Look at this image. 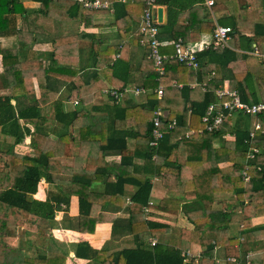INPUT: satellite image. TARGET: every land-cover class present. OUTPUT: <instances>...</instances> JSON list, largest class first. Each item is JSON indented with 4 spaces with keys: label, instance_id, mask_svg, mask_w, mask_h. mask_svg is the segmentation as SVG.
<instances>
[{
    "label": "trees",
    "instance_id": "trees-1",
    "mask_svg": "<svg viewBox=\"0 0 264 264\" xmlns=\"http://www.w3.org/2000/svg\"><path fill=\"white\" fill-rule=\"evenodd\" d=\"M37 1L41 2L37 9L39 15L44 14L48 5L58 4L75 9L70 14L73 17L79 16L83 10L90 11L78 0ZM163 2L157 0L158 4ZM113 4L116 7L115 21L118 22L124 16L120 11L126 14L130 5L119 1H113ZM17 6L21 7L20 0H0V22L5 18L8 21L9 15L16 14ZM136 7L138 10L133 20L139 22L147 7L146 0L137 1ZM239 21L240 18L233 20L235 33H231L236 38V48L212 45L204 48L197 52V67L169 58L166 74L162 77V97L158 98L153 91L159 86L155 80L157 71L154 62L145 59L141 66L146 62L148 64L141 78L142 84L152 89L148 94V103H137L125 93L123 100L127 102L124 106L108 93V100L103 99L102 89L106 84L101 76V73L106 75L111 72L116 78H121L122 84L115 86L117 90H122L128 83V79L121 74L124 70L130 73V64L123 55L124 45L116 44L107 56L101 57L96 53L94 60L87 61L82 56L85 49L77 47L74 50L76 53L72 54V45L68 44L69 51L58 53L61 39H49L54 48L50 51V58L44 61L39 57L33 59L36 51L32 45L39 39H27L28 26L19 29L14 24L11 29L0 24L1 33L13 31L18 35L20 44V50L0 47V88L11 89L10 94L0 95V264H66L67 252L62 255H50L44 250H36L30 255L23 251L13 252L15 249L6 243L8 228H23L24 232L30 230L42 234L47 245L53 239L50 232L56 209L64 204L68 210L72 196L76 195L79 212L74 216L66 213L65 224L83 232H92L96 223L103 219L101 216L107 218L102 211L106 212L105 209L114 204L111 201L123 200L127 183L138 186L128 206L131 215L128 220L114 218L112 222L115 228L120 226L128 230L136 245L102 258L100 264H185L180 247L160 242L155 245L147 243L153 235L170 227L144 218V206L148 205L152 192L151 176L161 178L169 191L192 194L201 202L198 209L185 211L191 228L181 229V239L202 248L199 264H264V253H249L254 241L264 238V225H252L253 217L264 214V112L226 115L219 129L212 132L205 130L202 121L208 105L217 101L216 90L222 88L225 82L230 89H237L245 102H258L259 98L264 100V57L245 51L253 49L254 42L263 51L264 22H256L250 27L253 30V38H250L242 34L243 25ZM173 26L176 33L174 39L182 37L185 42L190 39L189 33L177 30L181 26ZM139 38L136 40L140 41ZM94 48L98 50L97 44ZM244 48V51L241 50ZM162 51L165 52L164 49ZM173 52L172 49L165 54ZM73 65L80 66L73 68ZM39 68L42 71L47 68L50 73H39ZM33 78L37 79L38 93ZM175 82L183 83V87H177ZM193 83L197 85L191 87ZM63 86L67 90L66 99L73 102L77 98L80 100L73 108H67V100L63 97L57 98ZM51 103L56 111L53 125L47 123L48 119L43 114V108ZM156 105L169 108L171 114L162 119L160 129L165 133L155 147L151 141ZM137 107H140L144 119H138L140 127L132 131L127 118L134 114L131 111ZM142 108L149 113L144 114ZM99 110H107L108 119L102 124L101 132L94 133L89 118L91 112ZM174 117L177 124L169 128L168 123ZM252 121H259L262 125L255 131V137H250L254 127ZM75 129L78 130V138ZM200 129L204 131L200 132ZM227 133L234 134L235 139H226L224 135ZM26 135L30 136L33 153L15 150ZM129 136L137 139L134 149L128 146L126 137ZM216 140H220L217 147L214 146ZM256 147L259 151L250 158V151ZM111 152L121 155L119 163L105 161V156ZM60 156L72 158L74 165L63 166ZM137 157L143 159L142 164L134 162ZM222 162L230 164L220 166ZM244 171L249 174V180L244 179ZM41 180L57 187L51 192V198L45 201L34 197ZM97 182L104 184L103 190L93 186ZM219 192H232L236 202L225 200L220 209L214 208L215 194ZM182 199L167 196L155 207L178 214ZM99 201L104 202L100 203L101 212L92 216V208ZM139 220L147 228L136 233L132 227ZM233 226H238L240 230L231 234ZM35 245L38 249L39 243ZM217 245L223 247L224 258L218 257L221 254L216 251ZM74 252L78 257L100 254L88 241L75 244ZM191 262H195L194 257Z\"/></svg>",
    "mask_w": 264,
    "mask_h": 264
},
{
    "label": "crops",
    "instance_id": "crops-1",
    "mask_svg": "<svg viewBox=\"0 0 264 264\" xmlns=\"http://www.w3.org/2000/svg\"><path fill=\"white\" fill-rule=\"evenodd\" d=\"M107 1L112 3L110 8H103L101 10L89 9V12L83 10L81 11L79 16L73 17L70 14L71 12L74 13L75 9H67L65 5H48L46 8H44V14L39 15L37 13V9L41 6L40 1L20 0L21 7L17 6L18 12L16 14L9 15L8 21L5 18L0 22V24L3 26H7L11 29L14 28V24L19 29L21 27L28 26L29 28L26 33L27 39H39L37 43H34L32 45V49L36 51V54L33 55V59L39 57L44 61L50 58V51H52V49L54 48L53 44H51V42H48L49 39H61V42L59 43L58 53L59 51H69L68 44H70V46L72 45V48L70 47V52H72V54L76 53L74 50L77 47H79V50L81 48L85 49L83 50L84 52L82 56L83 59L87 61L94 60V58H96L97 56L96 53L101 54V57H104V55L107 56L109 50L116 44H119V46L124 45L123 55H125V58L130 64V73H126L125 70L121 73L124 78L128 79V83L123 88L144 87L145 92H142L140 94H134L133 92H131L128 94L132 97V99L135 100V102H141L146 104L148 103V94L151 93L152 90L150 88H146L142 84L141 78V76H143V69H145L146 65L148 64L145 61L146 64L141 66L142 62L148 58L147 47L141 45L140 41L136 40L139 37L136 34V31L140 21L138 22L133 20L136 17V13L138 10L136 7L137 1L140 0ZM113 1H119V3L122 2L123 4L130 5V10L126 11V14L125 11H120V14H123L124 16L118 22L115 21L116 7L113 4ZM162 1L164 2L159 4L157 11L159 7H162V22L159 21V37L160 40L163 42L161 51L162 49H164L166 53H170L172 49L174 51V41L178 40L179 38L184 41L182 37L174 39V35L176 33L173 30L175 27L173 26V24L181 26L177 30L189 33L188 36H190V39H187V42L184 41L185 43H191L193 46L200 49L205 42H210L212 40L213 31L217 24L231 26L233 27V31L235 33L233 20L235 18H240L239 23L243 25L242 34L253 38V30L250 27H252L256 22H264V0H214V4L212 6L205 4V0ZM157 11L155 12V15L158 18ZM69 39L71 40V42H69ZM235 43L236 38L232 35L230 47L236 48ZM96 44L98 46V50L94 48V45ZM252 45L253 49L251 50H245V48L241 50L249 51L252 54L258 55L260 58L264 57V49L263 51H261L256 42H254ZM0 47L20 50L18 35L13 33V31L7 34H2L0 30ZM255 49H258V54L254 53ZM24 52H26V50ZM118 56L119 54L116 55V57ZM110 65H112V63H110ZM78 66L80 65H73V68H77ZM1 69L2 55L0 54V71ZM38 72L50 73L48 72L47 68H43V71L42 68H39ZM101 76L106 84L103 86L102 89L103 99L106 101L108 100L107 98L109 96L107 94V91L111 88H115L117 84H122V79L116 78L111 72L106 75L105 73H101ZM156 77L155 80L158 82ZM66 78L67 77H65V80H67ZM33 80L35 82L36 90L38 93L39 87L37 86V79L33 78ZM175 84L179 88L183 87V83L175 82ZM196 85V83H193L190 86L195 87ZM225 85H228V83L225 82L224 86ZM157 87L158 86L154 88V92L156 91ZM10 92V88H0V95H7ZM66 92V87H61L57 94V98L60 96L63 97V99H66ZM259 99L260 101L264 102V100H262L261 98ZM66 100V106L69 109L73 108L74 105L80 101L78 98L74 102L70 99ZM118 102H120L121 106H124L126 105L127 100H123L122 97ZM51 106L53 109L55 108V105H53V103L46 105L43 108V114H45L48 107ZM139 108L140 107L133 108L131 113L133 112L134 114L129 115L127 118L130 124L129 126H127L129 127V129H132V131H137V129H139L140 127V124L137 122V120L144 119L141 117V112L139 111ZM158 108L166 110L168 112V117L170 116L171 113L169 108H164L163 105H156L153 109L154 117L155 111ZM141 110L144 114L149 113L147 112L146 108H142ZM107 119V110L91 112L89 120L91 123L92 132L100 133L102 130V124L107 121ZM172 121H176V123L173 127H170ZM128 122L126 121V124ZM176 124L177 120L174 117L172 120L169 121L168 127L174 128ZM252 124H254L253 121ZM30 126L33 130L34 127L32 125ZM162 132L164 134L165 130L162 129ZM75 136L76 138H78L77 129H75ZM224 137L231 141L235 139L234 134L231 133H227L226 135H224ZM126 138L130 149H134L133 147L136 146L135 144L137 139L134 136H129ZM219 145L220 140H216L214 146L217 147ZM15 150L20 153H33L30 136L26 135L24 141L15 146ZM59 159L63 166L71 167L74 165L73 159L68 156H60ZM105 161L107 163H119L121 161V155L116 152H111L110 154H107L105 156ZM134 162L137 165L142 164L143 159L137 157L134 159ZM227 164L230 163L222 162L220 166H225ZM150 179L152 183V192L148 205L144 206V218L153 222L165 223L167 225H170V227L162 233L153 235L147 243H149V245H152L151 241L154 239L156 240V243L160 242L166 245L180 247L182 251L190 250L192 253L201 254L202 248L200 247V245L195 243H188L181 239V229L183 227L191 228V224L187 221V217L184 214L185 211L198 209L201 205V202L199 200L194 199V196L192 194L180 193L177 191H169V189L164 186L162 179L157 176H151ZM93 186L98 190H103L104 188V184L102 182H97ZM137 188V185L127 183L124 186L125 192L123 195V200L121 202L111 201L114 204L108 207V209L104 208L107 211H102V213L103 215L107 216V218L101 216L103 217V219L99 220L96 223L95 230L92 232H83L77 230L71 225L69 226L65 224L64 218L66 213H69V215L74 216L77 215L79 212L78 197L74 195L72 196L71 203L67 208L68 210L65 209L66 205L64 204L62 205V208L56 209L55 222L50 232L51 237H53V239L48 242L47 245L44 242L42 234L30 230L24 232L23 228L18 229L17 227L8 228L7 238L10 237L14 241L11 240L10 243L7 242V244L12 246L13 249H15L13 252L23 251L24 253L29 255L35 254L36 250L48 251L50 255H62L64 252H67V255L65 256L66 264H87L89 262L91 264H100L102 258L104 259L111 257L116 252L124 248H131L136 245L133 240V235L129 233L128 230L120 226L116 227V229L113 225L112 220L114 218L126 220L129 219L131 214L130 208L128 206L131 203V197L136 192ZM56 189L57 187L54 184L45 180H41L38 187V191L34 194V197L38 200L45 201L46 199L51 198V192ZM167 196L183 198L181 211L178 214H173L170 211L155 207V205H157L161 199ZM215 197L216 201L214 202V208L216 209L221 208L223 204L222 201L226 200L229 203L236 202L235 195L232 192H219L215 194ZM247 202L248 200L246 199L245 203ZM100 203L104 202L99 201V203L94 204L91 211L92 216H97L99 212H101ZM115 203H117L116 205L118 206H115ZM111 213H114V215H112ZM252 225H264V214L253 217ZM126 227L128 228V226ZM146 228L147 226L139 220L133 224L132 230L137 233ZM239 230L240 228L238 226H233L231 228V234H234ZM18 233L23 235L22 239H18L15 237V235H19ZM83 241H88L92 245V247L96 249V251L100 252V254L94 253L91 255V257L90 255L87 257H78L74 252L75 244ZM37 242L39 243L38 249L35 245V243ZM216 251L221 254V257L218 256L219 258H224V256L222 255V253L224 254V249L222 246L217 245ZM249 253H264V238L254 241L253 248L249 251ZM198 261L194 263L199 264ZM246 264H250V262Z\"/></svg>",
    "mask_w": 264,
    "mask_h": 264
},
{
    "label": "built area",
    "instance_id": "built-area-1",
    "mask_svg": "<svg viewBox=\"0 0 264 264\" xmlns=\"http://www.w3.org/2000/svg\"><path fill=\"white\" fill-rule=\"evenodd\" d=\"M83 3V5L90 9H103L110 8L112 3L107 0H78ZM205 4L212 6L214 0H205ZM147 7L141 16L140 23L138 25L136 34L140 36V43L142 45L148 46V58L154 62L155 70L158 73L156 79L158 80L159 86L156 89V93L159 97L164 94L163 78L166 74V63L169 58H176L179 62L191 66H198L197 52L208 48L209 46H219V47H230V42L232 39L231 33L233 32V27L217 24L214 28L212 40L210 42H205L200 49L193 46L191 43H185L181 38L174 41V52L171 55L165 54L161 51L163 42L159 38V25L160 22L155 15L159 4L157 0H146ZM254 53L258 54V49H255ZM203 88L206 89L205 84H202ZM140 94L145 92L144 87H133V88H123L122 90H117L111 88L107 93L119 101L125 93ZM217 101L210 103L206 109V113L202 120L205 123V130L212 132L217 131L224 121L226 115L235 116L237 114H253L257 115L264 112V102H252L248 103L242 100L239 91L237 89H230L228 85L216 90ZM168 112L163 109H156L154 117V128L152 131L153 139L151 141L152 146H157L159 140L163 137L162 129H160L162 124V119L168 117ZM176 121H172L170 127L175 125ZM261 123L259 121L254 122V127L250 132L251 137H255V131L261 128ZM203 132L204 129H200ZM193 133V130H190ZM259 151L258 148H253L249 153L252 158L255 153ZM243 177L245 180H249V174L244 171ZM152 245L156 244V240L151 241ZM185 256V261H191V258H195V262L198 261L200 254L192 253L190 250L183 251ZM231 260L235 261L234 258ZM243 264V263H239Z\"/></svg>",
    "mask_w": 264,
    "mask_h": 264
},
{
    "label": "rangeland",
    "instance_id": "rangeland-1",
    "mask_svg": "<svg viewBox=\"0 0 264 264\" xmlns=\"http://www.w3.org/2000/svg\"><path fill=\"white\" fill-rule=\"evenodd\" d=\"M10 94V93H9ZM55 110V108L53 109L52 108V106L51 107H48V109L46 110V112H45V116L46 117H48V124L49 125H53V123H55L56 121H55V113H56V111H54ZM54 111V112H53ZM17 233V232H16ZM19 234V233H18ZM15 237L16 238H18V239H22L23 238V235L22 234H19V235H15ZM11 240H13V239H11L10 237L9 238H7V241H6V243L7 242H9L10 243V241ZM14 241V240H13Z\"/></svg>",
    "mask_w": 264,
    "mask_h": 264
},
{
    "label": "water",
    "instance_id": "water-1",
    "mask_svg": "<svg viewBox=\"0 0 264 264\" xmlns=\"http://www.w3.org/2000/svg\"><path fill=\"white\" fill-rule=\"evenodd\" d=\"M157 15H158L159 21L162 22V7H159L157 11ZM185 264H197V263L187 261L185 262Z\"/></svg>",
    "mask_w": 264,
    "mask_h": 264
}]
</instances>
